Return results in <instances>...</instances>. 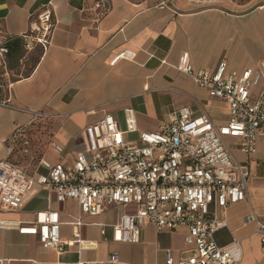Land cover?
Wrapping results in <instances>:
<instances>
[{
    "label": "crops",
    "instance_id": "1",
    "mask_svg": "<svg viewBox=\"0 0 264 264\" xmlns=\"http://www.w3.org/2000/svg\"><path fill=\"white\" fill-rule=\"evenodd\" d=\"M260 1H226L222 7L194 10L186 0H177L176 10L161 6L159 0H0V40L7 48L0 56V101L24 109L0 105V162L8 160L32 176L47 174L40 160L69 163L85 148L84 129L106 114H112L122 130H126L129 111L139 130L155 131L183 107L195 115L208 114L216 125L224 124L227 102L212 98L206 88L179 71V56L189 52L196 71L214 72L222 59L227 60L228 71H255L264 57V4ZM45 7L53 11L50 44L28 46L27 36L38 34L32 31ZM125 50L135 52V57L111 65L112 58ZM29 110L54 115L49 122H36L25 130L27 141L33 142L38 139L32 134L36 128H51L46 148L31 170L11 161L24 155L16 149L29 144L11 147L15 132L31 121ZM125 138L134 141L137 133ZM227 141L236 144L233 138ZM55 146L64 153L59 154ZM50 153L56 161L48 159ZM233 154L250 167L248 200L218 210L228 226L215 234V240L224 246L236 238L242 252L238 264H263L264 245L257 224L245 218L253 212L264 222V212L256 202L264 194V139L251 155L238 148ZM46 209L59 212L64 242L74 240L72 223L81 218L82 237L87 245H94L83 250L77 244L65 245L59 251L43 247L35 235L21 234L16 228L0 229V258L5 264H166L167 249L176 263L191 254L184 242L185 229L158 232L145 223L138 243L113 241L112 226L123 215L136 213L134 204L111 206L98 216H89L75 200L59 201L54 191L40 184L34 185L16 210L0 204V219L32 222L38 211ZM114 252L119 256L116 263L109 260Z\"/></svg>",
    "mask_w": 264,
    "mask_h": 264
},
{
    "label": "built area",
    "instance_id": "2",
    "mask_svg": "<svg viewBox=\"0 0 264 264\" xmlns=\"http://www.w3.org/2000/svg\"><path fill=\"white\" fill-rule=\"evenodd\" d=\"M186 1L192 9L201 10L240 0ZM176 2L159 0L161 6L178 10ZM260 2L264 4V0ZM53 27V11L45 7L37 15L36 28L32 31L38 34L27 36L28 46L39 43L46 48ZM6 52L0 40V56ZM134 57L135 52L125 50L110 63L115 65L122 58ZM177 69L206 88L212 98L227 102L229 113L224 124L216 125L208 114L195 115L183 107L155 131L139 130L133 112L129 111L126 130H122L116 118L106 114L84 129L85 148L69 163L40 160L47 174L32 176L8 160L1 161L0 204L10 210L18 209L35 184L54 191L59 201L75 200L81 212L89 216H98L111 206L134 204L136 213L123 215L112 226L113 241L138 243L145 223L158 232L185 229L184 242L191 254L176 263L171 249H167L166 264H238L242 258L239 240L233 238L224 246L215 240V234L228 226L225 216L217 212L248 200L250 167L235 158L233 149L251 155L264 139V57L255 71H228V62L222 59L216 70L209 72L196 71L189 52L185 51L179 56ZM0 105L24 110L7 101H0ZM29 112L31 121L15 132L11 147L19 142L28 143L24 133L29 125L49 122L54 117L40 110ZM129 133H137V139L127 140L125 135ZM228 138H233L236 144H229ZM55 148L59 154L64 153L62 147ZM245 221L257 224L264 245V222L253 212ZM83 224L77 218L72 223L74 240L64 242L59 212L55 210L38 211L32 222L0 219V229L16 228L21 234L35 235L43 247L59 251L65 245L77 244L81 250L94 245L93 242L87 245L82 237L79 228ZM109 260L118 262V254L112 253ZM5 261L0 258V264Z\"/></svg>",
    "mask_w": 264,
    "mask_h": 264
},
{
    "label": "rangeland",
    "instance_id": "3",
    "mask_svg": "<svg viewBox=\"0 0 264 264\" xmlns=\"http://www.w3.org/2000/svg\"><path fill=\"white\" fill-rule=\"evenodd\" d=\"M51 128L48 126H40L36 128L32 134L37 135L38 139H34L33 142H31V139H28L29 144L28 145H22L21 149H16L17 152L24 153V155H16L14 158H11L12 162L17 163L19 165L23 166H29V169L33 168L35 165H37V155L41 154L40 152H43L44 149L46 148V144L49 141V135H51ZM263 152V151H262ZM239 157V155H237ZM48 159L51 161H56L57 157L53 154L50 153L48 156ZM31 167V168H30ZM253 176V174H252ZM249 183H251V178L249 180ZM263 193H260L258 195V202L261 206L262 212H264V201H263ZM264 264V263H263Z\"/></svg>",
    "mask_w": 264,
    "mask_h": 264
}]
</instances>
